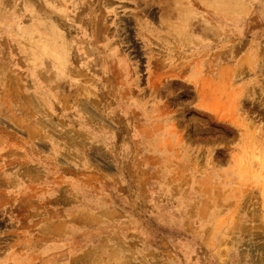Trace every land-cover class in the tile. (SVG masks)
I'll list each match as a JSON object with an SVG mask.
<instances>
[{
  "label": "rangeland",
  "instance_id": "374dc122",
  "mask_svg": "<svg viewBox=\"0 0 264 264\" xmlns=\"http://www.w3.org/2000/svg\"><path fill=\"white\" fill-rule=\"evenodd\" d=\"M0 264H264V0H0Z\"/></svg>",
  "mask_w": 264,
  "mask_h": 264
},
{
  "label": "crops",
  "instance_id": "0c3cea01",
  "mask_svg": "<svg viewBox=\"0 0 264 264\" xmlns=\"http://www.w3.org/2000/svg\"><path fill=\"white\" fill-rule=\"evenodd\" d=\"M24 172H25V170L23 169V175H22V177H24Z\"/></svg>",
  "mask_w": 264,
  "mask_h": 264
}]
</instances>
